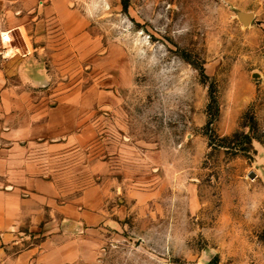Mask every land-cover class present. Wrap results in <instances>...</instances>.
I'll return each instance as SVG.
<instances>
[{
	"label": "rangeland",
	"instance_id": "rangeland-1",
	"mask_svg": "<svg viewBox=\"0 0 264 264\" xmlns=\"http://www.w3.org/2000/svg\"><path fill=\"white\" fill-rule=\"evenodd\" d=\"M49 2L0 0V66L33 57L49 136L29 154L93 218L58 214L7 251L56 230L66 264H264L263 0Z\"/></svg>",
	"mask_w": 264,
	"mask_h": 264
},
{
	"label": "crops",
	"instance_id": "crops-1",
	"mask_svg": "<svg viewBox=\"0 0 264 264\" xmlns=\"http://www.w3.org/2000/svg\"><path fill=\"white\" fill-rule=\"evenodd\" d=\"M45 11L65 18L70 10L65 0H51ZM42 76L31 55H25L15 75L0 66V264H66L78 253L74 241L56 230L19 253L7 250L25 242L28 234L43 225H55L58 214L62 223L81 216L93 218L74 205L59 204V188L44 178L42 165L29 154L35 138L49 136V124L33 123L34 85Z\"/></svg>",
	"mask_w": 264,
	"mask_h": 264
},
{
	"label": "built area",
	"instance_id": "built-area-1",
	"mask_svg": "<svg viewBox=\"0 0 264 264\" xmlns=\"http://www.w3.org/2000/svg\"><path fill=\"white\" fill-rule=\"evenodd\" d=\"M13 39L14 37L11 31H5L1 35V41L4 44L5 48L11 53H18L20 50L17 46L13 45Z\"/></svg>",
	"mask_w": 264,
	"mask_h": 264
},
{
	"label": "water",
	"instance_id": "water-1",
	"mask_svg": "<svg viewBox=\"0 0 264 264\" xmlns=\"http://www.w3.org/2000/svg\"><path fill=\"white\" fill-rule=\"evenodd\" d=\"M238 15L240 20L246 25L251 24L255 17L254 13L252 12H239Z\"/></svg>",
	"mask_w": 264,
	"mask_h": 264
},
{
	"label": "trees",
	"instance_id": "trees-1",
	"mask_svg": "<svg viewBox=\"0 0 264 264\" xmlns=\"http://www.w3.org/2000/svg\"><path fill=\"white\" fill-rule=\"evenodd\" d=\"M123 4H124V7L127 8L129 6V0H123ZM212 101L213 103L216 104V111H217V99H216V96L214 94H212ZM217 114V113H216ZM211 123V121H210Z\"/></svg>",
	"mask_w": 264,
	"mask_h": 264
}]
</instances>
